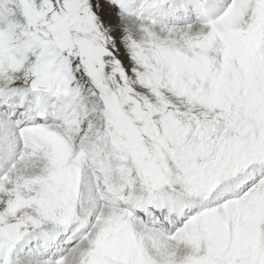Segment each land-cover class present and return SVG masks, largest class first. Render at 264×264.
<instances>
[{
    "label": "snow or ice",
    "instance_id": "snow-or-ice-1",
    "mask_svg": "<svg viewBox=\"0 0 264 264\" xmlns=\"http://www.w3.org/2000/svg\"><path fill=\"white\" fill-rule=\"evenodd\" d=\"M0 264H264V0H0Z\"/></svg>",
    "mask_w": 264,
    "mask_h": 264
}]
</instances>
